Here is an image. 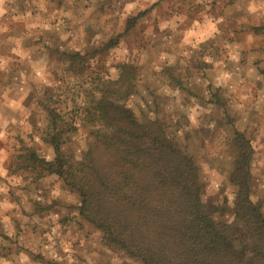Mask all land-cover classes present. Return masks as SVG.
<instances>
[{"label":"clouds","instance_id":"obj_1","mask_svg":"<svg viewBox=\"0 0 264 264\" xmlns=\"http://www.w3.org/2000/svg\"><path fill=\"white\" fill-rule=\"evenodd\" d=\"M0 264H264V0H0Z\"/></svg>","mask_w":264,"mask_h":264}]
</instances>
